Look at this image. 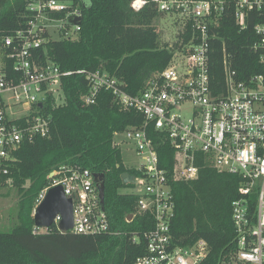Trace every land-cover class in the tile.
I'll list each match as a JSON object with an SVG mask.
<instances>
[{"label": "built area", "instance_id": "obj_1", "mask_svg": "<svg viewBox=\"0 0 264 264\" xmlns=\"http://www.w3.org/2000/svg\"><path fill=\"white\" fill-rule=\"evenodd\" d=\"M151 4L162 19H177L185 39L159 78L133 96L104 66L94 74L64 73L47 52L41 55L42 46L54 40L53 24H64L57 29L62 40L77 39L81 29L74 21H81V13L62 0L30 2L34 19L28 30L3 44L13 70L10 75L0 73V183L24 142L49 136L51 121L43 110L49 99L58 100L56 95L60 104L64 102L62 80L86 75L90 85L83 98L86 106L95 105L101 93L108 92L125 111L143 118L141 125L116 133L114 146L136 153L144 163L140 170H133L137 175H131L136 184L127 185L129 193L122 194L139 198L138 213L151 215L154 228L143 234L114 230L103 210L95 175L69 166L53 174L49 187L36 200L34 214L51 189L62 187L73 202L74 228L69 234L143 243L145 254L135 264H212L205 241L182 247L172 234L177 209L172 184L197 181L201 169L210 167L240 181L239 197L232 204L234 247L217 264H264V75L248 84L237 82L223 46L225 88L221 94L211 76L216 32L231 19L240 33L252 26L253 52L264 66V0H136L131 8L138 13ZM164 145L175 152L172 173L161 166L158 150ZM60 223L58 216L54 226L59 231ZM49 230L35 227L34 235Z\"/></svg>", "mask_w": 264, "mask_h": 264}, {"label": "trees", "instance_id": "obj_2", "mask_svg": "<svg viewBox=\"0 0 264 264\" xmlns=\"http://www.w3.org/2000/svg\"><path fill=\"white\" fill-rule=\"evenodd\" d=\"M31 1L0 0L1 74L12 73L9 52L3 44L28 30L34 19L28 9ZM62 1L79 9L81 31L74 41L50 40L40 54L47 52L64 73L94 74L104 66L110 77L133 96L159 78L185 39V34L179 32L174 47L163 43L156 25L162 17L154 4L137 13L131 8L136 0ZM216 34L211 76L217 94L225 88L223 46L237 82L248 84L252 78L264 75L259 55L253 52L256 38L252 26L240 33L231 19ZM61 92L64 102L58 104L51 98L43 110L51 121L49 136L24 142L8 176L1 178L0 196L9 187V192L16 191L19 201L13 230L0 233V264H135L145 254L143 243L61 233L55 226L45 234L34 235L36 200L49 187L51 175L63 166L89 170L103 179L105 210L114 230L143 234L154 228L151 215L138 213L139 198L122 194L129 188L122 176L137 173L125 167L122 152L114 146L115 134L141 125L142 116L125 111L108 92H102L95 105L86 106L83 98L90 92L86 75L63 79ZM158 152L161 166L172 173L175 152L169 145L159 147ZM239 188L237 177L210 167L201 169L197 181L173 183L177 209L172 234L178 245L188 247L205 241L211 263L217 264L234 247L232 204L239 197ZM131 216L134 220L129 222Z\"/></svg>", "mask_w": 264, "mask_h": 264}, {"label": "rangeland", "instance_id": "obj_3", "mask_svg": "<svg viewBox=\"0 0 264 264\" xmlns=\"http://www.w3.org/2000/svg\"><path fill=\"white\" fill-rule=\"evenodd\" d=\"M158 30H160L162 41L164 44H168L170 47H174L177 43V36L179 31V24L175 18H164L156 23ZM64 24H53V29H51V34L54 40H62L64 37L59 34L57 29L62 28ZM72 30V29H71ZM73 31V30H72ZM58 103L60 97L56 95ZM120 139V138H119ZM117 138V140H119ZM123 162L128 170H140L144 163L134 152H129L127 149H123L122 152ZM10 188H5L2 190V195L0 196V233H10L13 230V226L17 221V205L18 197L15 190ZM129 188H126L122 193H129Z\"/></svg>", "mask_w": 264, "mask_h": 264}, {"label": "water", "instance_id": "obj_4", "mask_svg": "<svg viewBox=\"0 0 264 264\" xmlns=\"http://www.w3.org/2000/svg\"><path fill=\"white\" fill-rule=\"evenodd\" d=\"M74 24H80V20L74 21ZM43 108V105H39ZM54 175L52 174L50 179L52 180ZM97 182V188L100 193V200L105 209V183L103 179L97 175L94 176ZM122 182L125 186L129 184H136L135 177L130 174H124L122 176ZM61 217V223L59 229L63 233H69L74 228V216H73V202L65 196L62 187L51 189L45 199V201L36 209L34 214V224L37 229H51L57 217ZM133 217L129 218L131 221Z\"/></svg>", "mask_w": 264, "mask_h": 264}]
</instances>
